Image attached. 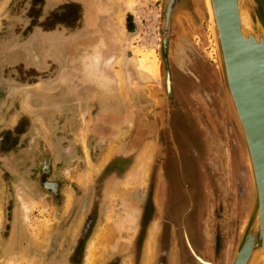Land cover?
I'll return each mask as SVG.
<instances>
[{
    "label": "rangeland",
    "instance_id": "rangeland-1",
    "mask_svg": "<svg viewBox=\"0 0 264 264\" xmlns=\"http://www.w3.org/2000/svg\"><path fill=\"white\" fill-rule=\"evenodd\" d=\"M191 1L175 13L176 45L164 34L163 63L172 0H0V264H142L152 229V264H162L170 149L181 154L182 215L197 214L198 245H180L173 225L163 261L233 263L250 169L208 2ZM150 48L159 75L139 84L135 49Z\"/></svg>",
    "mask_w": 264,
    "mask_h": 264
},
{
    "label": "water",
    "instance_id": "water-1",
    "mask_svg": "<svg viewBox=\"0 0 264 264\" xmlns=\"http://www.w3.org/2000/svg\"><path fill=\"white\" fill-rule=\"evenodd\" d=\"M215 20L212 33L216 44L218 66L223 78L226 99L232 118L243 138L253 189L248 213L232 264L264 263V0H252L254 22L260 23L263 36L241 45L237 0H213ZM171 7H162L161 52L167 61V33ZM164 17V18H163ZM163 22V23H162ZM167 86L171 74L165 66ZM250 157L252 163L250 161ZM252 164V165H251ZM255 257V258H256ZM255 262V260H254ZM260 263V261H259ZM255 264V263H254Z\"/></svg>",
    "mask_w": 264,
    "mask_h": 264
},
{
    "label": "flooded vegetation",
    "instance_id": "flooded-vegetation-1",
    "mask_svg": "<svg viewBox=\"0 0 264 264\" xmlns=\"http://www.w3.org/2000/svg\"><path fill=\"white\" fill-rule=\"evenodd\" d=\"M172 3H175L172 5V12L169 15V21H168V28H167V37L169 40L171 39L172 45H176L175 38H179V28L177 26V19L174 21L175 13H178L179 16L180 13L184 11H188L187 9L193 8V3L191 0H172ZM178 1V2H177ZM177 2V3H176ZM192 5V6H191ZM174 14V15H173ZM174 21V23H173ZM176 22V23H175ZM175 25V27L173 26ZM179 63V61H178ZM177 87L179 84L176 85ZM175 86V87H176ZM171 88V86H170ZM176 90V89H175ZM172 112V111H171ZM176 141H180V133L175 134ZM169 159L166 162L164 166L165 170V196L163 203V208L165 210V223L162 227V237H161V257L160 262L162 264H169L170 260L166 256V259L163 261V256L165 254L166 248L169 246L170 242V232L173 231V225L177 226V232L178 236H180L179 244L185 245V238L184 236H187L190 243L197 246L198 245V226H197V214L193 211L188 213L185 217L182 215V210L187 205L189 199L187 197V193L184 191L183 184L181 182V179L179 177V169H180V162H181V154H176L173 149H170L169 151ZM193 168V167H192ZM192 170H190L191 173ZM161 199V198H160ZM194 199V197H192ZM190 202V201H189ZM190 204V203H189ZM184 217V218H183ZM156 232V231H155ZM174 233V232H173ZM157 235L155 236L156 239ZM154 244V241H153ZM146 249V248H145ZM145 254V252H144ZM168 255V254H167ZM154 256V255H153ZM184 256V257H183ZM182 261L186 263L185 254H183ZM144 258V256H143ZM154 258V257H153ZM154 260V259H153ZM144 261V260H143ZM176 261V259H173V263ZM208 263V262H206ZM143 264V262H142Z\"/></svg>",
    "mask_w": 264,
    "mask_h": 264
},
{
    "label": "bare ground",
    "instance_id": "bare-ground-1",
    "mask_svg": "<svg viewBox=\"0 0 264 264\" xmlns=\"http://www.w3.org/2000/svg\"><path fill=\"white\" fill-rule=\"evenodd\" d=\"M212 1L213 0H207L208 7H209L208 9L210 11V16H211V24H212L213 20H215L214 19L215 13H214V7H213ZM237 5H238L239 34L241 36V38H240L241 45H244L245 41L249 40V39H255L257 42H260L261 38L263 36V31H262V28L260 26V23L254 22V19H253L254 18V16H253L254 15V11H253L254 9H253L252 0H237ZM130 10H131V8H130ZM125 14H126L125 10L121 11V9H120V11L118 12V18L121 22L123 21ZM137 33H138V31L136 33L132 34L131 36H136ZM156 49L157 48H150L149 50L144 51V52L140 51V50L138 51L137 49H135V51H137V52H136V56H135L133 72H134V79L137 83L143 84L146 82H150L152 80H157L158 75H159V63H160V61H159ZM211 52H212V57L214 58L215 50L213 49V51H211ZM142 89H143V87H142ZM250 161L252 163L251 157H250ZM25 201H27V200L25 199ZM30 205H31V203L25 207L27 209L25 211L30 210ZM156 235H157V233L155 232L154 229H152L150 234H149V239L147 242V248H146L143 264H152V259H154V258H152L153 247H154L153 241L155 240ZM255 257H256V254L253 257L252 264H254V263L255 264H262L261 259L256 260L257 257L256 258ZM263 258H264V256H263ZM254 260H255V262H254ZM259 261H260V263H259Z\"/></svg>",
    "mask_w": 264,
    "mask_h": 264
},
{
    "label": "crops",
    "instance_id": "crops-1",
    "mask_svg": "<svg viewBox=\"0 0 264 264\" xmlns=\"http://www.w3.org/2000/svg\"><path fill=\"white\" fill-rule=\"evenodd\" d=\"M126 17H127V15H126ZM127 18L125 19V24H124V26H125V29H126V31H128V26H127ZM129 32V31H128ZM72 34H74L73 32H72ZM72 36V35H71Z\"/></svg>",
    "mask_w": 264,
    "mask_h": 264
}]
</instances>
